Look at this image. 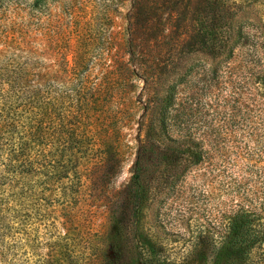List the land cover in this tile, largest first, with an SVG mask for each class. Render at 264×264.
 Returning a JSON list of instances; mask_svg holds the SVG:
<instances>
[{
	"label": "rangeland",
	"instance_id": "1",
	"mask_svg": "<svg viewBox=\"0 0 264 264\" xmlns=\"http://www.w3.org/2000/svg\"><path fill=\"white\" fill-rule=\"evenodd\" d=\"M198 14L231 55L194 42ZM6 28L31 36L37 64L120 65L134 86L115 103L123 140L82 188L76 227L24 198L0 131V264H69L66 230L91 264H210L240 198L264 210V0H0ZM136 167L139 208L116 229Z\"/></svg>",
	"mask_w": 264,
	"mask_h": 264
},
{
	"label": "trees",
	"instance_id": "2",
	"mask_svg": "<svg viewBox=\"0 0 264 264\" xmlns=\"http://www.w3.org/2000/svg\"><path fill=\"white\" fill-rule=\"evenodd\" d=\"M202 18L199 14L194 18V42L209 47L215 57L231 55L232 43L220 45L216 24L204 26ZM32 41L21 30L6 28L0 34V131L6 171L16 173L24 198L32 193L36 210L46 211L52 224L61 216L76 227L82 188L106 156L118 152L123 140L125 109L115 103L118 99L131 102L134 84L120 65L37 64L31 61L35 57L29 46ZM262 71L257 82L264 99ZM179 137L185 146H192L189 134ZM141 191L136 167L113 224L116 229L125 227L128 217L137 212ZM262 208L254 196L240 198L224 223V235L211 244L210 264H264ZM64 234L63 253L69 264H91L79 257L67 230ZM138 262L174 264L159 257Z\"/></svg>",
	"mask_w": 264,
	"mask_h": 264
}]
</instances>
